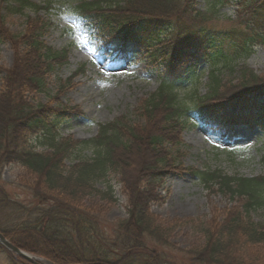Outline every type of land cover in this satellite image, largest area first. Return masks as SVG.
Here are the masks:
<instances>
[{
	"label": "trees",
	"instance_id": "16d2710c",
	"mask_svg": "<svg viewBox=\"0 0 264 264\" xmlns=\"http://www.w3.org/2000/svg\"><path fill=\"white\" fill-rule=\"evenodd\" d=\"M7 1L0 0V4ZM12 1L16 7L0 6V43L7 37L3 9L21 12L25 7L53 8L51 3L38 6L30 0ZM229 1L216 0L214 4ZM234 4L241 28L207 26L206 12L196 7L195 0H79L63 6L72 18L89 21L106 46L116 41L121 46L132 42L143 48L140 54L156 70L163 67L156 90L139 107L150 123L158 125L156 132L138 131L115 119L99 124L92 138L70 142L61 137L59 129L73 108H33L25 103L22 91H44L45 74L64 59L66 52L45 44L44 28L35 31V36L28 31L15 37L16 45L26 50L16 71L9 70L3 78L4 91L0 94V213L10 211L12 215V220L0 221L4 237L54 264H164L161 252L152 244H166L171 226L150 212L151 203L161 198L158 188L167 173L157 167L164 160L163 144L179 143L185 119L192 113L198 123L216 130L228 125L264 130V74L236 63L250 55L256 45H264V0H237ZM203 63L207 74L205 92L200 94L198 67ZM224 73L235 75L225 79ZM187 83L191 86L190 102L181 100L177 93ZM233 89L238 91L235 95L230 94ZM141 132L145 134L139 140L143 148L136 142ZM36 146L45 150L39 151ZM87 148L93 151L91 158L64 165L73 150ZM131 153L146 158L130 168L125 161ZM152 156L155 163L149 159ZM12 163L24 168L33 179L29 190L34 206L11 199L2 185V169ZM116 171L128 190L127 216L105 231L80 204L97 182ZM192 172L206 188L217 187V191L239 202L224 215L217 231L209 228L205 232L203 244L191 250L193 261L245 264V258L235 259L232 248L239 237L242 241L238 243L249 250L264 252V226L252 217L264 206V174L229 175L220 169ZM6 253L13 264H30Z\"/></svg>",
	"mask_w": 264,
	"mask_h": 264
},
{
	"label": "rangeland",
	"instance_id": "374dc122",
	"mask_svg": "<svg viewBox=\"0 0 264 264\" xmlns=\"http://www.w3.org/2000/svg\"><path fill=\"white\" fill-rule=\"evenodd\" d=\"M30 1L38 6L51 3L53 8L36 10L25 7L21 12L3 9V27L7 37L6 41L0 43V94L4 91L3 78L9 70L16 71L26 50V47L16 45L15 37L28 31L34 34L44 28L42 39L45 44L55 51H65L66 55L45 74L44 91L30 88L22 91V97L33 108L47 111L61 107L73 108L67 121L59 129L61 137L69 138L70 142L92 138L97 134L99 124L115 119H122L125 126L134 127L138 131L150 129L156 132L158 125L150 123L139 107L156 90L163 67H158L160 71L156 70L140 54L143 48L132 42L121 46L116 41L112 46H106L95 34L89 21L76 20L63 8L67 2L74 5L79 0ZM195 1L196 7L206 12L209 19L207 26L241 28L236 19L237 7L234 3L237 0L225 4L217 2V5L214 4L216 0ZM5 5L17 6L12 0H8L7 4H0L3 7ZM236 63L263 75L264 45H256L250 55L238 59ZM198 72L200 80L197 89L203 94L207 65L201 64ZM233 75L224 73L223 76L227 79ZM189 84H185V89L177 91L179 98L185 102H190L191 98ZM232 92L235 95L238 91L233 89L230 94ZM236 111L237 108L234 107L233 112ZM155 115L157 118V114ZM185 122L179 143L176 146L163 144L164 160L160 161L161 164L157 163V167L164 168L167 173L158 188L161 198L150 206V212L157 220L171 226L166 244H152L161 252L164 264H200L193 261L191 250L203 244L205 232L209 228L217 231L224 215L230 214L233 207H238V200L217 191V187L206 188L192 171L220 169L229 175L248 177L264 174V130L260 127L228 125L216 130L198 123L195 113H192L190 119H185ZM144 136L141 132L136 142L139 144ZM139 145L143 148V143ZM36 149L45 150L42 146H36ZM134 152H137L136 146ZM138 152L142 154L143 150ZM92 156L90 148L81 151L75 149L64 165L69 166ZM143 156L146 158L145 155L131 153L125 163L130 164V168H135L139 162L144 161ZM149 159L155 163V157ZM123 180L118 171L110 172L105 179L96 183L91 195H86L80 204L105 231L108 225L127 216L128 190ZM32 182L33 179L18 164H8L2 169V185L11 199L23 206L35 205L29 190ZM252 217L264 226V206L257 208ZM4 219L12 220L10 211L0 213V221ZM235 239L237 242L232 248L236 260L245 258V264H264V252H260L258 248L249 250L247 246L238 243L242 241L241 237ZM5 250L14 254L0 243V264H13L14 261ZM22 250L31 258L33 256V262L27 260L30 264H54L44 255Z\"/></svg>",
	"mask_w": 264,
	"mask_h": 264
},
{
	"label": "water",
	"instance_id": "95a60500",
	"mask_svg": "<svg viewBox=\"0 0 264 264\" xmlns=\"http://www.w3.org/2000/svg\"><path fill=\"white\" fill-rule=\"evenodd\" d=\"M0 243L4 245L6 248H8L10 251H12L13 253L23 257L24 259L28 261L33 262L29 254H27L25 251L21 250L20 248L12 245L1 233H0ZM81 264H84V263H81Z\"/></svg>",
	"mask_w": 264,
	"mask_h": 264
}]
</instances>
